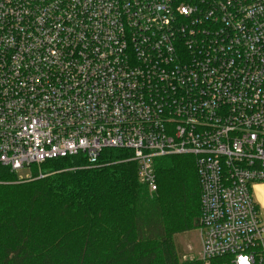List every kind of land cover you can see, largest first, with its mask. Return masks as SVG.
I'll return each mask as SVG.
<instances>
[{"label":"built area","instance_id":"2783aa9c","mask_svg":"<svg viewBox=\"0 0 264 264\" xmlns=\"http://www.w3.org/2000/svg\"><path fill=\"white\" fill-rule=\"evenodd\" d=\"M192 155L205 264H264V0H0V166Z\"/></svg>","mask_w":264,"mask_h":264},{"label":"trees","instance_id":"16d2710c","mask_svg":"<svg viewBox=\"0 0 264 264\" xmlns=\"http://www.w3.org/2000/svg\"><path fill=\"white\" fill-rule=\"evenodd\" d=\"M0 166V264H205L174 237L197 227L199 185L192 155L154 160L156 190L136 178L123 149ZM211 259L207 264H219Z\"/></svg>","mask_w":264,"mask_h":264},{"label":"rangeland","instance_id":"374dc122","mask_svg":"<svg viewBox=\"0 0 264 264\" xmlns=\"http://www.w3.org/2000/svg\"><path fill=\"white\" fill-rule=\"evenodd\" d=\"M29 169H20L16 171L17 175L20 177H26L29 175ZM175 242L180 247L181 251L185 254L186 258H198L199 251V241L196 233V229H192L188 232L177 234L174 237Z\"/></svg>","mask_w":264,"mask_h":264},{"label":"crops","instance_id":"0c3cea01","mask_svg":"<svg viewBox=\"0 0 264 264\" xmlns=\"http://www.w3.org/2000/svg\"><path fill=\"white\" fill-rule=\"evenodd\" d=\"M251 193L254 204L258 210L260 219L264 226V182L254 183L252 186Z\"/></svg>","mask_w":264,"mask_h":264}]
</instances>
